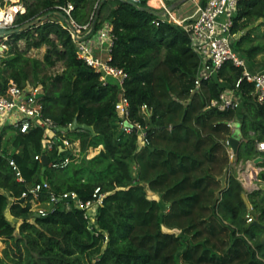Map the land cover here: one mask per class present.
Masks as SVG:
<instances>
[{
	"label": "trees",
	"instance_id": "1",
	"mask_svg": "<svg viewBox=\"0 0 264 264\" xmlns=\"http://www.w3.org/2000/svg\"><path fill=\"white\" fill-rule=\"evenodd\" d=\"M20 1L25 11L17 16L15 28L52 14L5 41L0 92L12 84L40 85L42 115L59 127L68 128L74 119L91 126L92 131L68 130L65 135L79 140L83 153L101 148L80 163L47 166L42 174L41 160L34 156L42 152L44 130L2 129L0 239L6 246L0 264H264V191L248 193L257 224L247 223L244 188L229 171L232 164L225 148L231 136L227 122L237 118L236 162L258 154L255 142L264 139V103L252 95V84L243 81L238 110L206 107L225 86L235 84L242 69L228 61L217 78L204 80L191 93L199 57L190 45L189 31L162 22L145 1L136 6L124 0ZM67 3L73 5L72 16L79 24L89 21L88 8L93 10L98 3L93 32L102 22H110L109 63L129 75L123 87L128 121L145 129L146 142L139 131L118 127L117 83L111 79L103 83L100 74L78 57L69 31L60 24L58 7ZM255 23L264 24V0L239 1L232 31H246L235 40L236 51L250 39L249 28ZM44 46L42 59L28 56L30 50ZM263 50V45H256L244 48L242 55L248 61ZM58 62L62 71L49 74L47 70ZM57 154L58 149L47 156L52 161ZM259 178L264 181V170ZM43 180L50 188L40 192L39 202L47 213L37 216L29 198L21 201V196ZM97 187L105 197L93 227L72 200L48 203L50 192L90 200Z\"/></svg>",
	"mask_w": 264,
	"mask_h": 264
},
{
	"label": "built area",
	"instance_id": "2",
	"mask_svg": "<svg viewBox=\"0 0 264 264\" xmlns=\"http://www.w3.org/2000/svg\"><path fill=\"white\" fill-rule=\"evenodd\" d=\"M124 1H130L136 5L145 1L146 6L151 11L160 13L158 17L162 22L177 24L189 31L190 45L199 57L198 74L194 80V88L191 93L198 91L204 80L213 77L217 78L218 70L228 61L242 69L241 76L236 80L235 84L233 86H225L220 92L219 98L211 100L206 106L207 108L214 107L220 111L238 110L243 103V94L239 90L243 81L252 84V95L258 102L264 103V66L251 69L245 56L233 47L237 37H235L236 33L232 31V28L234 18L237 15V6L241 0H193L197 5L196 10L190 17L183 18L176 15V7H173V4L179 0ZM58 8L65 16V18L60 20V24L69 31L75 43L78 57L100 74V79L103 83L109 79L117 83L120 92L114 103V109L117 114L118 127L125 132H130L131 130L139 131L142 142H146L145 129L139 124L133 125L128 121L129 104L127 97L123 93V87L129 75L123 68L109 63L112 45V27L110 22H102L101 26L93 32L98 3L95 4L89 21L83 24L77 23L73 18L72 10L74 7L71 3ZM24 11V4L20 0H15L12 3L0 0V31L15 28L17 16L24 13ZM8 38L5 35L0 37V49L6 47L5 41ZM218 81L223 83L221 79H218ZM40 92H42L41 86L23 88L15 84L9 85L4 92H0V133L5 126H11L23 133L27 132L30 127L43 129L46 140L44 141L42 152L35 155L34 158L41 160L43 154L47 156V153L58 149V154L52 161L48 158V166L64 168L75 162L83 152L81 151L79 140L67 137L65 132L59 130V126L53 120L42 115L40 98L37 97ZM142 110L144 113L147 112L144 107ZM227 126L230 129V137L239 135L240 122L237 118L229 120ZM238 138L240 139V137ZM228 140L225 142L226 152L230 164L237 168L236 176L244 191L248 194L254 190H260L261 185H264V181L259 178L260 173L264 170V139L256 140L255 149L258 154L254 158L249 160L239 159L238 162H236L237 158L234 161V153ZM100 148L101 145L89 148L85 154L92 151L91 149L100 150ZM60 153L64 155L61 156ZM260 157L262 161L255 163L254 160ZM9 164L15 168L13 161H9ZM16 175L19 181L23 180L18 171H16ZM49 188V183L43 180L41 183L28 186L26 191L22 193L21 198L23 200L29 198L32 210L33 205L41 204L39 202L40 192ZM104 197L105 194L101 192L99 187L94 190L92 199L86 201L80 200L75 193L57 196L50 192L48 203L59 201L63 198L70 199L75 208L84 212V217L89 222L90 220L95 222L98 207L103 205ZM65 207L69 209L71 205L65 202ZM33 212L42 216L47 213L44 208H38L33 210ZM253 219V215L248 212L246 222L251 223Z\"/></svg>",
	"mask_w": 264,
	"mask_h": 264
},
{
	"label": "rangeland",
	"instance_id": "3",
	"mask_svg": "<svg viewBox=\"0 0 264 264\" xmlns=\"http://www.w3.org/2000/svg\"><path fill=\"white\" fill-rule=\"evenodd\" d=\"M2 2H7V3H12L15 0H1ZM197 5L193 0H186L184 2H181L176 8H175V13L177 16L183 18V17H190L194 11L196 10ZM92 8H88V12L89 15L92 14ZM107 13L106 10H103V15L105 16ZM249 29L251 30V36L249 40H244L241 44V48L238 49L239 53L241 52V54L243 53V49L244 48H249L252 46H256V45H263L264 46V24H258L255 23L254 25H252ZM246 31V29H240L238 30L236 33V40L239 39V37ZM23 41L20 40V45L23 46ZM6 47H2L0 49V52L2 53L3 51H5ZM46 47H41L39 49H32L28 52V56L33 57V58H37V59H42L43 54L45 52ZM248 63L251 66V68H259L264 66V50L262 51V53L257 54L253 59H248ZM62 64L61 62H58L54 67L50 68L47 70V72L49 74L51 73H58L62 71ZM41 75V74H40ZM39 75V76H40ZM35 86H40V85H30L29 88H33ZM243 110V109H242ZM249 129V127H248ZM237 137V136H236ZM92 151H90L88 154L82 153V155L73 163H80L83 160L89 159L92 156H94L99 150H95V149H91ZM93 154V155H92ZM131 171L134 173L136 171V167L135 166H131ZM229 171L231 173H235L237 175V168L235 166H232L229 168ZM156 198V197H154ZM38 208H44L47 209V207L43 204L40 205H33L32 207V211L33 210H37ZM7 217L9 218V220L11 221H15L14 217L7 212ZM89 226L93 227L94 226V220H90L89 222ZM6 246V243H4L1 239H0V256H2V250L4 249V247Z\"/></svg>",
	"mask_w": 264,
	"mask_h": 264
},
{
	"label": "water",
	"instance_id": "4",
	"mask_svg": "<svg viewBox=\"0 0 264 264\" xmlns=\"http://www.w3.org/2000/svg\"><path fill=\"white\" fill-rule=\"evenodd\" d=\"M186 0H179V1H176L174 4H173V7H177L181 2H184ZM104 2V0H101L100 3L102 4ZM128 4H131L133 6H136L135 3L133 2H130V1H127ZM151 11V10H149ZM98 9L96 10V13L95 15L97 16L98 15ZM156 15H160L159 12H154ZM52 14V12H47L45 13L44 15H41L39 17H36L34 18L33 20L29 21L28 23L24 24L22 27H18V28H12V29H6V30H2L0 31V37H2L3 35L5 36H11L13 35V33H19V32H22L23 30L25 29H28V28H31L33 26H35L36 24L42 22L43 20H45L46 18H48L50 15ZM58 14L62 17V18H65V16L58 12ZM37 97L38 98H42L43 97V93L40 92L37 94ZM59 130L63 131V132H66L68 130H71V131H75V130H90L92 131V127L91 126H88L86 124H81V123H78L76 119L73 120V122L70 124V126L68 128L66 127H59ZM228 143L229 145L231 146L232 150H233V153H234V161L236 160L237 158V151H238V147H239V144H240V140L238 137H230L229 140H228ZM262 161V158H257L254 160L255 163H259ZM48 157L43 154L41 156V173L43 174L46 167L48 166ZM261 189L264 191V185H261ZM241 198L248 210V212L252 215H254V212L253 210L251 209V204L248 200V194L244 191L242 194H241ZM21 201H23V199H21ZM38 216V214H36ZM254 224H257L256 221L253 222Z\"/></svg>",
	"mask_w": 264,
	"mask_h": 264
}]
</instances>
